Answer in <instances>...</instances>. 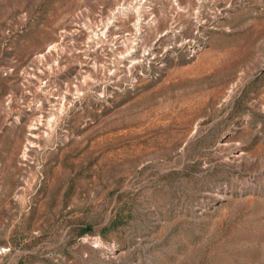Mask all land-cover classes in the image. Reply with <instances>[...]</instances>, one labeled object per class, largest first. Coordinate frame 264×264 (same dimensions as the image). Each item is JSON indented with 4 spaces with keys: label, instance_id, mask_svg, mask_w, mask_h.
I'll return each mask as SVG.
<instances>
[{
    "label": "rangeland",
    "instance_id": "374dc122",
    "mask_svg": "<svg viewBox=\"0 0 264 264\" xmlns=\"http://www.w3.org/2000/svg\"><path fill=\"white\" fill-rule=\"evenodd\" d=\"M0 264H264V0H0Z\"/></svg>",
    "mask_w": 264,
    "mask_h": 264
}]
</instances>
